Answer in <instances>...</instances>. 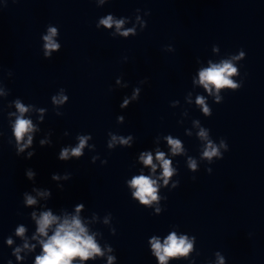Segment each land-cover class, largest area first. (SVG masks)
Listing matches in <instances>:
<instances>
[{"label":"clouds","instance_id":"obj_1","mask_svg":"<svg viewBox=\"0 0 264 264\" xmlns=\"http://www.w3.org/2000/svg\"><path fill=\"white\" fill-rule=\"evenodd\" d=\"M100 23L107 28H111L113 24H115L116 29L119 32L124 21L114 20L113 17L109 15L107 16V18L102 19ZM48 32L49 34L43 37L44 41L46 42L44 45L45 51L43 55L46 59H50L52 57V52L60 48V45L55 43L53 40V37L57 33V29L54 27H50L48 29ZM130 32H133V29L123 31L120 33V35L127 37ZM244 56L245 52L241 50L240 57ZM237 58L238 57H233V59ZM234 73H237V68L233 66L231 60H224L219 64L210 62L209 67L200 70V82L203 83L204 87L209 91H211L210 86L213 85L217 89H219L221 86H229L234 90L240 89L242 87V83L237 84L229 78V76ZM143 82L146 83L147 80L145 79L143 80ZM140 92V88H134L131 99L138 100L140 97ZM65 99H68V97L64 95H61L59 98L53 97L54 102L58 104L63 103ZM217 100L219 101L220 97H217ZM197 104L205 105L204 99L202 97H198ZM129 105L130 99L125 96L122 100V103L120 104V108L126 109ZM15 106L17 111L20 113L13 125L14 135L17 144L19 145L16 155L19 156L25 148L32 144L31 135H28L27 143L21 142L23 141L25 135L33 131V125L30 119L24 118V113L28 111V108L25 107V105L22 104L19 100L15 101ZM203 110L206 114L211 115L210 109L207 106H204ZM118 119L125 120L124 116L122 115L119 116ZM67 134L68 133L65 132V135ZM90 136L91 134H89V136H78L79 145L75 148H72L71 153H69L68 148L61 149L58 157L59 160L66 161L69 158L70 154L71 156L80 157L82 155V149L84 148L85 143L87 139L90 138ZM199 136L206 139L207 132L202 128L199 132ZM116 139V136L112 137L113 141H116ZM129 139H131V136H129ZM167 139L168 143L172 145L173 153L181 151L180 140L172 139L171 136L167 137ZM120 143L127 144L128 141L120 138ZM50 145L51 144H49V146ZM111 146L112 145L109 144V147ZM220 147H224L226 151L228 150L224 139L221 140ZM34 155L35 151L33 150L32 152L28 153L26 159H31ZM203 155L211 160L213 156H219L220 153L218 148L213 146V144L209 141L208 150H205ZM140 158L143 160V163L145 165H150L153 171H155L156 165L153 164V157L150 152L142 153ZM156 159L160 161L163 167V177H171L173 174V169L170 166L171 161L166 160L162 152H157ZM189 166L194 170L196 168L195 161L190 160ZM206 171L210 174L212 172V169H207ZM35 176L36 173L34 170L30 169L27 171L28 180H33ZM52 178L55 179L56 176L53 175ZM193 179H195V177H193ZM164 182L165 184H167V179H165ZM156 183L157 182L155 180L145 175L136 176L129 182V184L136 189V191L133 192L132 195L138 198L142 204H150L151 201L157 199ZM177 185H179V181L174 184V187H176ZM23 195L28 205L36 203V200L31 195H28L27 192L23 193ZM40 195H45V193H40ZM81 206L82 205L77 206V213L79 212ZM32 218L36 219V231L38 235L40 237H46V239L40 240L42 251L39 255L36 256L35 264H72L73 260L77 257H79L81 260H86L90 257H93L94 255L102 254L99 246L94 240V237L88 234L87 229L82 225L81 220L78 216H72L70 219L66 216L61 221L59 217L52 214L51 210H48L42 212L39 218H36V214L33 212ZM53 225H55V228L52 234L49 236L48 231L50 228H52ZM24 232L25 228L23 226L17 228L16 230L17 235L20 236H23ZM36 238V236H33V239ZM7 242L8 244H11L12 240L9 238ZM151 244L156 257L161 262V264H165L169 256H171L172 254L181 251L187 253L189 248L191 247V243L188 241L187 237H177L175 233L169 235L163 245L155 237L152 238ZM24 247L27 248L28 244L25 243ZM20 251V248H17L15 250L17 259L20 258L18 256V253ZM113 259V257H109V264H112ZM220 264H224L223 258L220 259Z\"/></svg>","mask_w":264,"mask_h":264}]
</instances>
